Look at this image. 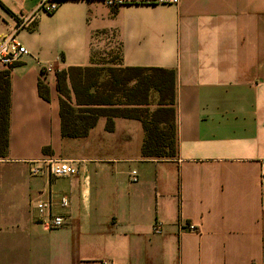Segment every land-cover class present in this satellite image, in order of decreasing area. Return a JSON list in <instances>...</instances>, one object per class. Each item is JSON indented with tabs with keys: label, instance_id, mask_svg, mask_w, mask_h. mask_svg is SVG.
I'll return each mask as SVG.
<instances>
[{
	"label": "crops",
	"instance_id": "1",
	"mask_svg": "<svg viewBox=\"0 0 264 264\" xmlns=\"http://www.w3.org/2000/svg\"><path fill=\"white\" fill-rule=\"evenodd\" d=\"M106 1L64 0L27 29L21 18L39 0H0V39L14 34L28 50L11 69L0 264H264V0ZM106 66L174 71L175 158H143L136 119L62 135L57 74ZM45 156L79 174L33 176L30 162ZM50 217L66 224L48 229Z\"/></svg>",
	"mask_w": 264,
	"mask_h": 264
},
{
	"label": "trees",
	"instance_id": "2",
	"mask_svg": "<svg viewBox=\"0 0 264 264\" xmlns=\"http://www.w3.org/2000/svg\"><path fill=\"white\" fill-rule=\"evenodd\" d=\"M15 64L0 72V159L6 158L9 149L10 78ZM104 72L101 67H88L72 68L57 74L62 135L68 138L85 137L101 117L108 119L109 130H112L114 118L136 119L142 123L145 132L143 158H175L174 71L109 68L106 74ZM38 92L42 99L50 100V89L44 81L39 82ZM153 93L158 95V101L157 108L151 110Z\"/></svg>",
	"mask_w": 264,
	"mask_h": 264
},
{
	"label": "built area",
	"instance_id": "3",
	"mask_svg": "<svg viewBox=\"0 0 264 264\" xmlns=\"http://www.w3.org/2000/svg\"><path fill=\"white\" fill-rule=\"evenodd\" d=\"M64 0H39L36 10L28 16L21 18L20 28L31 29L34 23L42 14H53L55 13ZM123 0H107L106 3L110 7H117L123 4ZM143 4H173L179 3V0H142ZM28 55V50L24 47L16 38L14 34L4 36L0 39V62L4 66H11L14 62L20 60L24 56ZM53 71V67H46L42 70V74L46 75ZM31 173L33 176H39L43 173V169L46 168L49 173L54 177H65V176H77L79 169L69 162L61 161L50 156H45L40 160L30 162ZM133 182H137V172L132 173ZM64 207L69 205L68 200L62 202ZM35 209L43 214L50 212L52 204L49 202H39L35 204ZM66 224L65 219L62 217H50L46 222L45 226L48 229H59ZM182 231L196 232L197 228L195 225H183L181 226ZM155 234H163V229L160 224H156L153 229ZM109 264V263H105Z\"/></svg>",
	"mask_w": 264,
	"mask_h": 264
},
{
	"label": "rangeland",
	"instance_id": "4",
	"mask_svg": "<svg viewBox=\"0 0 264 264\" xmlns=\"http://www.w3.org/2000/svg\"><path fill=\"white\" fill-rule=\"evenodd\" d=\"M101 68L105 69V72L104 73L106 74L107 73L106 70L109 69V68H111V67H107L106 66V67H101ZM117 99H120V98H117Z\"/></svg>",
	"mask_w": 264,
	"mask_h": 264
}]
</instances>
